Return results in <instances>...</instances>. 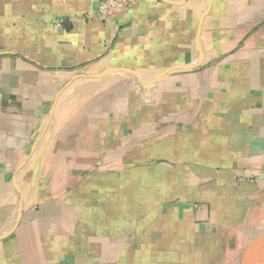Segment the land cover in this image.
Returning <instances> with one entry per match:
<instances>
[{
	"label": "crops",
	"instance_id": "1",
	"mask_svg": "<svg viewBox=\"0 0 264 264\" xmlns=\"http://www.w3.org/2000/svg\"><path fill=\"white\" fill-rule=\"evenodd\" d=\"M97 5L0 0V264H233L264 234V0Z\"/></svg>",
	"mask_w": 264,
	"mask_h": 264
},
{
	"label": "water",
	"instance_id": "2",
	"mask_svg": "<svg viewBox=\"0 0 264 264\" xmlns=\"http://www.w3.org/2000/svg\"><path fill=\"white\" fill-rule=\"evenodd\" d=\"M133 72L136 74L135 71ZM141 80L150 82L144 79ZM21 208L22 205H20L18 223L21 218ZM233 264H264V234L249 243Z\"/></svg>",
	"mask_w": 264,
	"mask_h": 264
},
{
	"label": "built area",
	"instance_id": "3",
	"mask_svg": "<svg viewBox=\"0 0 264 264\" xmlns=\"http://www.w3.org/2000/svg\"><path fill=\"white\" fill-rule=\"evenodd\" d=\"M136 2L137 0H98V5L93 12L99 17L113 19L119 13L133 6ZM233 180L235 183H239L242 178L237 176Z\"/></svg>",
	"mask_w": 264,
	"mask_h": 264
}]
</instances>
